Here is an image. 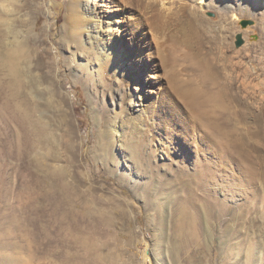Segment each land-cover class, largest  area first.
<instances>
[{"label": "rangeland", "instance_id": "rangeland-1", "mask_svg": "<svg viewBox=\"0 0 264 264\" xmlns=\"http://www.w3.org/2000/svg\"><path fill=\"white\" fill-rule=\"evenodd\" d=\"M74 1L0 0V264H145L144 243L155 264H264V215L239 217L264 205V0ZM82 14L111 50L100 62L88 29L72 38ZM24 111L29 135L11 122ZM124 117L142 136L115 135ZM199 187L212 219L185 224Z\"/></svg>", "mask_w": 264, "mask_h": 264}, {"label": "bare ground", "instance_id": "bare-ground-1", "mask_svg": "<svg viewBox=\"0 0 264 264\" xmlns=\"http://www.w3.org/2000/svg\"><path fill=\"white\" fill-rule=\"evenodd\" d=\"M249 1V0H248ZM84 2H90V0H75L74 3H72L73 5V8L74 10L73 11H76V9H84ZM214 0H208V3H207V7L208 9L210 7H212L214 5ZM257 3V0H254L253 2H250L248 3V7H253L254 5H256ZM242 4V3H241ZM206 7V8H207ZM88 4H86V10L88 11ZM71 11V10H70ZM72 14V12H71ZM91 14V13H90ZM95 14V17L97 18H101L102 15L100 14V12L98 13V11L95 10L94 12ZM74 15V14H73ZM75 17V16H74ZM72 18V16H71ZM85 16L82 14L81 15V18L80 17H76V20L74 21V18H73V23L71 24L70 27V30H72L71 32L74 39H76L77 37L81 36L82 35V32H87L88 36L85 40H79L80 43H81V46L84 50H86L87 52H93L95 51L96 52V55H98L97 57V62H100L102 59L104 58H107L108 56H110L111 54V50L108 48V44L107 42L105 41V39L102 38L101 36V31L99 30L101 26H87L85 25V20H84ZM55 20V19H54ZM81 20V21H80ZM93 25H96V24H93ZM99 25V24H98ZM259 28V27H258ZM207 29V28H206ZM205 29V30H206ZM75 30V31H74ZM249 50L252 51V48L250 46H248ZM247 48V47H246ZM222 49V48H221ZM89 52V53H90ZM25 53V52H24ZM24 53H22L21 51H15L13 53H11L12 55L11 56H8L6 57V60H7V64L9 65L10 67V72H11V76L13 77V90L11 91V96L15 99H19L18 97L20 96H23L25 93H26V86H25V82L24 80L22 79V75H21V65H22V62H23V55ZM216 54V53H215ZM223 54V53H222ZM59 55V54H58ZM93 55V54H92ZM83 56V55H82ZM86 56V55H85ZM84 57V56H83ZM215 59V58H213ZM212 61V60H211ZM218 62V61H217ZM75 63H77V58L75 60ZM227 63V62H226ZM80 66L82 67V64H78V67L80 68ZM215 66V65H214ZM217 66V65H216ZM220 67V66H218ZM216 68V67H215ZM216 70V69H215ZM219 70V68L217 69ZM221 71V70H219ZM223 72V71H222ZM224 73V72H223ZM228 73V72H227ZM220 76V75H219ZM239 77V76H238ZM248 84V83H247ZM227 85L229 86V90H232L235 92V98L237 101L240 100V102L242 104H244L249 110L250 112H252L251 110L254 109V99L253 101L251 102L249 99H242L241 98V94H242V90L240 87H238L237 83L235 81H229L227 83ZM245 85V84H244ZM243 88V87H242ZM249 91V90H248ZM132 97L136 98L137 96L136 95H132ZM139 98V97H138ZM141 98V97H140ZM246 112V111H245ZM249 112V116H250V113ZM124 113V112H123ZM145 115V114H144ZM143 116V115H142ZM147 116V114L145 115ZM252 116V115H251ZM0 117L3 119V120H6V117H5V113H4V110L3 109H0ZM8 118H11L13 119V116L11 115H8L7 116V119ZM125 118V117H124ZM123 118V121H121L120 124H124L126 126V128L123 130V131H119L120 129V126L118 124V122L116 123H113L112 126L114 127L113 129H115V135L118 137V135H120L119 137H121V139L123 141L127 140L129 137H133V138H139V136H142L141 132L143 131L144 129V124L142 122H135V121H132V120H129L127 117L125 119L127 120H124ZM131 118V117H130ZM143 118V117H142ZM117 119V118H116ZM143 120V119H142ZM146 119H144L145 121ZM12 123H15L17 125H19L20 127H22L26 132H27V135H29V130L30 129V133H31V128H30V125L31 123L29 124V115H28V112L27 111H24L23 114L18 117V118H15L13 120H11ZM123 125V126H124ZM119 127V128H118ZM153 127V126H152ZM122 128V127H121ZM147 131V130H146ZM15 134H13V138L15 140V137L17 134V131H14ZM114 132V130H113ZM255 136V134H254ZM253 136V138H254ZM149 137V136H148ZM256 137V136H255ZM121 141V140H120ZM130 143V142H129ZM128 144V143H127ZM252 146H254V141L252 142ZM125 145V144H124ZM132 145V144H131ZM134 146V145H132ZM256 151H258L257 147H255ZM263 158V161H264V156L262 157ZM210 162V161H209ZM205 164V163H204ZM195 169L194 171H198V174L200 177L197 178L198 180V184L200 183V185H206V184H211L213 183L212 180L210 178H208L209 174H212V172L214 171V169L208 165V164H205L203 165V167L201 168L200 166V163H197L195 165ZM208 173V176H206ZM214 173V172H213ZM216 176V175H215ZM217 177V176H216ZM216 179V178H215ZM217 179H219V177H217ZM260 182V189L262 191V194H263V198L264 199V175H263V178H261L259 180ZM197 183V181H196ZM248 184H241L239 182H231V185L230 187L231 188H234L236 190H238V192L240 191L241 193H244L243 195H246L247 194V187ZM196 188V187H195ZM200 187L198 188V190H191L190 193L188 194V204H189V209L191 210V218L190 219H184L183 222H185V224H191V225H194V222L197 221V218L199 216V210H200V213L202 214V216L204 215L205 218H207L208 220L209 219H212L211 217L213 216L212 215V212H210V206L214 204V202L211 200V198L208 196V192L206 194H203V192H200ZM203 190V189H202ZM204 191V190H203ZM246 191V192H245ZM201 194H200V193ZM233 194V193H232ZM235 194V193H234ZM239 196V195H238ZM258 199V195L256 194V197H254V201L258 202V203H261L259 202ZM261 199V198H260ZM234 200V198H233ZM262 204V203H261ZM196 207V208H195ZM195 208V210H194ZM207 208V209H206ZM261 209H248L249 212L247 214H244L242 216H239L242 218V221L246 223H254V221L258 220V219H261L262 218V215H264V205L262 207V205L260 206ZM215 209V208H214ZM230 209V208H229ZM229 209H224V211L226 210H229ZM209 210V211H208ZM259 210V211H258ZM198 212V213H197ZM227 212V211H226ZM224 213V212H223ZM195 216V218H194ZM221 217V216H220ZM236 217V216H235ZM237 216V218H239ZM203 218V217H202ZM236 218V219H237ZM251 225V224H250ZM255 226V225H254ZM252 227V226H251ZM250 228V227H249ZM251 230V229H250ZM253 230V229H252ZM251 230V232H252ZM249 231V230H248ZM250 232V231H249ZM192 233L193 235H195V230L194 228L192 229ZM251 234V233H249ZM253 234V232H252ZM143 247H141V250L143 252V255H144V263L145 264H155L156 260H153L151 254H149V249H148V245L147 243H144L142 245ZM250 248V247H249ZM252 249V248H250ZM249 249V250H250ZM151 253V252H150ZM157 263V262H156ZM248 264H252V262H248Z\"/></svg>", "mask_w": 264, "mask_h": 264}, {"label": "water", "instance_id": "water-1", "mask_svg": "<svg viewBox=\"0 0 264 264\" xmlns=\"http://www.w3.org/2000/svg\"><path fill=\"white\" fill-rule=\"evenodd\" d=\"M243 44L241 37L238 38L237 47H240Z\"/></svg>", "mask_w": 264, "mask_h": 264}]
</instances>
